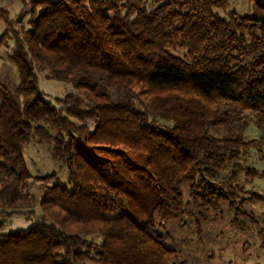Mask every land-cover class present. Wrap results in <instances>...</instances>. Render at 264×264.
Listing matches in <instances>:
<instances>
[{"label": "trees", "instance_id": "1", "mask_svg": "<svg viewBox=\"0 0 264 264\" xmlns=\"http://www.w3.org/2000/svg\"><path fill=\"white\" fill-rule=\"evenodd\" d=\"M28 2L20 27L0 6V45L13 40L19 76L15 90L0 82V264H184L166 220L217 209L257 225L243 202L264 196L242 180L264 168L239 157L264 160V0L248 13L229 0ZM38 71L74 91L51 101ZM30 140L48 146L64 182L33 175L29 190ZM97 156L113 160L110 177ZM16 214L31 224L1 231Z\"/></svg>", "mask_w": 264, "mask_h": 264}, {"label": "rangeland", "instance_id": "2", "mask_svg": "<svg viewBox=\"0 0 264 264\" xmlns=\"http://www.w3.org/2000/svg\"><path fill=\"white\" fill-rule=\"evenodd\" d=\"M229 10H236L240 13H248L251 9V0H229ZM29 6V2L23 3L17 11L10 9V15L15 19L16 26L20 27V21L25 25V13ZM220 14H224V10H218ZM23 18H20L21 14ZM23 24V25H24ZM3 23L0 20V33L2 32ZM19 29V28H18ZM14 43L12 39H7L6 42L0 45V82L5 84L11 90H15L18 84L19 76L16 64L10 59L9 53L12 52ZM39 87L46 93L47 98L55 101L56 97H62L68 91H74L70 83L65 81L48 78L45 71H38ZM250 127V128H249ZM247 135L250 137L257 136L259 132L250 122L248 124ZM24 158L26 160L27 169L31 172L29 190L37 193L40 179H35L33 175H45L55 172L50 176L48 184L54 182H64L65 168L55 161L49 154L48 146L38 142L29 141L24 145ZM126 156V153L121 152ZM96 154L91 152V156ZM133 153L129 154L126 159H131ZM120 158V157H119ZM119 168L114 171L123 173L128 171L127 164L121 156ZM113 161L107 156H97L95 162L98 168L108 177L111 168L107 166L108 162ZM239 161L246 165H254L255 167L264 168V160L259 158L254 150H244L239 157ZM127 163V164H126ZM116 169V168H115ZM131 171L140 174V169L135 166ZM108 172V173H107ZM121 176V177H122ZM244 175H240L243 179ZM147 182V179L144 180ZM245 188L254 190L259 195L264 196V175L257 174L247 177L242 180ZM244 207L250 210L256 219L257 225L238 227L231 223V211L222 210L220 213L217 209H211L208 220L193 223L187 220L185 223L168 219L164 222V228L167 235L164 236V241L169 246L177 250V253L184 264H264V200H244ZM230 212V213H229ZM215 213V214H214ZM231 214V215H230ZM32 221V217L22 214L7 216L2 220L1 231L7 232L13 229L27 228ZM259 230V232H257Z\"/></svg>", "mask_w": 264, "mask_h": 264}, {"label": "crops", "instance_id": "3", "mask_svg": "<svg viewBox=\"0 0 264 264\" xmlns=\"http://www.w3.org/2000/svg\"><path fill=\"white\" fill-rule=\"evenodd\" d=\"M27 1L29 0H0V6L8 10L13 9V11H17V9L21 8L20 6Z\"/></svg>", "mask_w": 264, "mask_h": 264}]
</instances>
